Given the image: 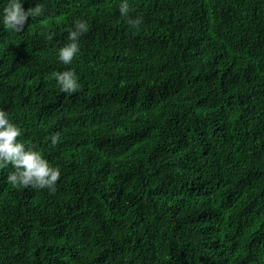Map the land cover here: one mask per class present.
<instances>
[{"label": "trees", "instance_id": "trees-1", "mask_svg": "<svg viewBox=\"0 0 264 264\" xmlns=\"http://www.w3.org/2000/svg\"><path fill=\"white\" fill-rule=\"evenodd\" d=\"M8 2L0 109L61 177L0 168V264H264V0H127L139 30L124 0H21L43 15L20 33Z\"/></svg>", "mask_w": 264, "mask_h": 264}, {"label": "clouds", "instance_id": "clouds-1", "mask_svg": "<svg viewBox=\"0 0 264 264\" xmlns=\"http://www.w3.org/2000/svg\"><path fill=\"white\" fill-rule=\"evenodd\" d=\"M121 16L126 18V22L139 30L142 17L129 18L132 11L127 0L119 6ZM43 15L40 5L29 7L27 10L22 6L21 0H9L3 8V25L6 29L14 32H23L29 18ZM89 31V25L85 20H77L73 28L68 30V43L59 49V61L64 65H70L75 56L80 51V38ZM45 39L49 42L53 39V34H45ZM53 77L60 86L63 93L74 94L80 89L77 75L74 71L67 70L53 73ZM22 135V130L10 121L8 113L0 109V168L9 164L14 171L7 176V182L14 188H34L48 189L51 194L57 191V182L60 180L61 171L58 167L50 166L49 162L43 158L41 153L34 149V146H26L18 138ZM60 141V136H51V143L56 146Z\"/></svg>", "mask_w": 264, "mask_h": 264}]
</instances>
